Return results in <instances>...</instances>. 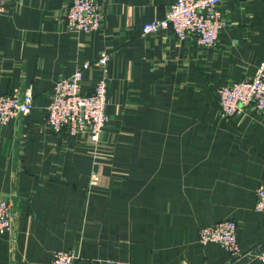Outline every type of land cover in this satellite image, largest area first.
Segmentation results:
<instances>
[{"label":"crops","instance_id":"crops-1","mask_svg":"<svg viewBox=\"0 0 264 264\" xmlns=\"http://www.w3.org/2000/svg\"><path fill=\"white\" fill-rule=\"evenodd\" d=\"M96 1L102 25L88 34L67 28L69 0H16L0 14V95L35 96L0 130V196L16 219L0 233V264H50L68 250L78 264H264V114L223 117L218 98L264 63V0H224L214 48L171 29L143 36L176 0ZM86 62L82 89L104 75L109 85L98 144L47 124L55 84ZM225 220L238 222L239 256L200 242Z\"/></svg>","mask_w":264,"mask_h":264},{"label":"built area","instance_id":"built-area-1","mask_svg":"<svg viewBox=\"0 0 264 264\" xmlns=\"http://www.w3.org/2000/svg\"><path fill=\"white\" fill-rule=\"evenodd\" d=\"M16 0H0V14ZM224 0H176L160 20L145 24L143 36L171 29L180 42L192 37L205 48L217 45L219 32L226 26L220 6ZM102 10L96 0H69L65 9V24L69 30L93 33L102 25ZM110 55L103 52L96 65L106 66ZM91 62L83 63L71 76L61 78L54 86L51 103L47 108V124L55 134H86L98 144L108 123V80L104 75L90 92L81 87L84 73ZM219 110L223 117L234 118L255 111L264 114V63L250 78L234 82L218 90ZM35 96L30 89L0 95V130L12 120L33 111ZM256 210L264 214V184L257 189ZM16 219L11 200L0 196V233L13 232ZM238 222L225 220L200 231V242L219 244L233 256L241 255L238 241ZM264 261V249L257 255ZM80 254L74 250L57 251L50 264H78ZM93 264H128L119 261Z\"/></svg>","mask_w":264,"mask_h":264},{"label":"water","instance_id":"water-1","mask_svg":"<svg viewBox=\"0 0 264 264\" xmlns=\"http://www.w3.org/2000/svg\"><path fill=\"white\" fill-rule=\"evenodd\" d=\"M251 251V250H250Z\"/></svg>","mask_w":264,"mask_h":264}]
</instances>
